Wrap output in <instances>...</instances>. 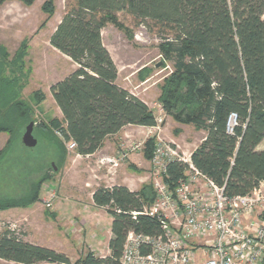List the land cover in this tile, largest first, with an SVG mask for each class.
<instances>
[{
  "label": "trees",
  "instance_id": "trees-1",
  "mask_svg": "<svg viewBox=\"0 0 264 264\" xmlns=\"http://www.w3.org/2000/svg\"><path fill=\"white\" fill-rule=\"evenodd\" d=\"M10 1L26 7L35 2L0 0V5ZM66 7L48 42L77 68L49 88L61 118L35 126L60 161L65 158L64 143H74L75 154L85 157L124 127L157 126L148 106L117 84L118 70L103 46L101 32L107 24L128 33L116 16L125 13L167 32L158 47L172 70L163 79L158 102L174 122L204 132L190 154L193 167L229 196L248 195L264 182V147L258 150L264 143V0H71ZM41 11L46 15L42 28L53 15L52 0ZM17 56H23V51ZM10 65L14 63L0 48V134L9 136L0 150V162L12 138L31 121L30 108L18 99L16 79L7 75ZM33 98L39 105L44 95L37 91ZM232 114L236 125L228 133ZM156 142L153 135L143 143L149 162ZM187 168L178 160L167 163L162 181L170 191L186 178ZM48 170L54 172V167ZM50 178L45 173L21 198L0 199V211L30 208ZM154 199L151 183L137 191L121 185L93 191L92 203L111 218L108 255L101 258L87 251L72 264H120L128 232L158 236V220L142 214ZM0 259L16 264H71L65 254L25 242L9 230L0 234Z\"/></svg>",
  "mask_w": 264,
  "mask_h": 264
},
{
  "label": "rangeland",
  "instance_id": "rangeland-1",
  "mask_svg": "<svg viewBox=\"0 0 264 264\" xmlns=\"http://www.w3.org/2000/svg\"><path fill=\"white\" fill-rule=\"evenodd\" d=\"M46 1L35 0L30 7L17 1L0 5V48L7 53V61L14 63L6 70L7 75L16 79L20 87L18 99L31 110L29 123L34 124L32 136L36 140L34 148H26L21 142L29 123L20 135L10 139V149L0 162V199L21 198L45 173L51 176L40 190L39 201L30 208L0 211V234L5 230L12 231L25 242L65 254L72 264L87 251L101 258L108 255L110 217L105 209L92 203L93 191L123 186L125 178L132 191H137L142 184L151 183V167L143 155V148L130 153L127 161L111 169L110 164H98L104 153L78 156L67 147L72 142L64 143L65 158L60 161L53 145L35 129L38 123L61 118L49 88L77 68L48 42L71 0H52L53 15L41 28L46 19L41 7ZM116 16L128 33L107 24L101 35L103 46L118 70L117 84L148 106L157 119V126L128 127L108 138L113 153L127 144L143 143L148 136L155 135L157 140L175 147L179 156L187 159L205 134L191 125L174 122L165 115L158 102L163 79L172 70V64L162 59L158 47L167 32L152 23L142 24L125 13ZM22 51L23 56H17ZM37 91L44 95L39 105L33 98ZM235 125L232 121L230 127ZM8 138L7 134H0V150ZM263 147L264 143L258 150ZM48 167H54V172ZM48 191L54 194L51 208L45 207ZM0 264L16 263L0 259Z\"/></svg>",
  "mask_w": 264,
  "mask_h": 264
},
{
  "label": "built area",
  "instance_id": "built-area-1",
  "mask_svg": "<svg viewBox=\"0 0 264 264\" xmlns=\"http://www.w3.org/2000/svg\"><path fill=\"white\" fill-rule=\"evenodd\" d=\"M235 120V115L229 116L228 133ZM143 143L127 144L98 164L115 169L130 153L141 151ZM67 147L75 150L74 143ZM173 160L188 167L174 192L162 181L167 163ZM150 167L155 199L142 214L158 220L160 234L128 232L120 264H264V182L248 195L229 196L193 167L190 156L180 157L175 147L159 139ZM46 194L45 207L51 208L54 194Z\"/></svg>",
  "mask_w": 264,
  "mask_h": 264
},
{
  "label": "crops",
  "instance_id": "crops-1",
  "mask_svg": "<svg viewBox=\"0 0 264 264\" xmlns=\"http://www.w3.org/2000/svg\"><path fill=\"white\" fill-rule=\"evenodd\" d=\"M128 127H131V126H128ZM128 127H124L122 130H124L125 128H128ZM138 128H145V127H138ZM106 143H108V144L105 145ZM104 145L105 146H103L96 153H94L92 155H89V156H85V157H92V156H95L96 154H100V153H104L102 158H112V157L117 155V153H118L117 151L115 153H113L114 152V148H112V145L110 144V142H108V138L105 140ZM129 156L130 155L127 156L126 161L129 159ZM127 181H128V179L125 178L124 183L122 185L127 187L130 191H132L131 184L129 182H127ZM110 225H111V218H110V221H109V227H110ZM109 232H110V228H109ZM110 238H111V233H110V236L108 237V241H109ZM107 253H108V251H107Z\"/></svg>",
  "mask_w": 264,
  "mask_h": 264
},
{
  "label": "water",
  "instance_id": "water-1",
  "mask_svg": "<svg viewBox=\"0 0 264 264\" xmlns=\"http://www.w3.org/2000/svg\"><path fill=\"white\" fill-rule=\"evenodd\" d=\"M33 122H30L24 130L21 137V142L26 148H34L36 146V140L32 136Z\"/></svg>",
  "mask_w": 264,
  "mask_h": 264
}]
</instances>
